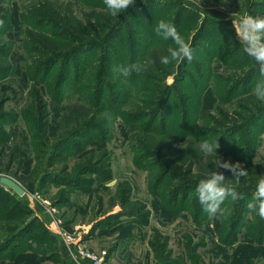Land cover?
Here are the masks:
<instances>
[{"label":"rangeland","instance_id":"1","mask_svg":"<svg viewBox=\"0 0 264 264\" xmlns=\"http://www.w3.org/2000/svg\"><path fill=\"white\" fill-rule=\"evenodd\" d=\"M42 1L0 0V177L14 179L25 191L18 194L0 183L10 194L11 206L19 211L14 219L7 213L11 206L1 210L0 242L27 224L31 227L28 235L17 240L22 244L26 240L30 249L16 260H10V247L1 250L0 264H67L60 257L45 258V248H38L35 240L45 237L48 243L49 236L40 235L44 229L60 242L47 211L52 207L64 230L75 236L82 231L85 246L96 253L104 251L108 264H162L163 260V264H264V219L247 208L255 192L242 193L237 185L256 187L264 178V112L246 123L252 110L264 104L254 95L256 83L264 78L259 65L244 52L237 31L242 17L264 16V0H135L130 11L118 16L110 15L104 0H52L68 5L84 24L104 17L110 26H121L108 52L93 48L73 55L71 72L61 86V64L49 74L40 72L34 63L40 54L26 38L42 18L37 11ZM176 7L185 10L178 25ZM161 20L175 25L194 49V58L176 62L165 78L172 90L162 111L169 115L163 120L162 112L154 121L134 119L142 109L136 106L139 75L133 72L125 77L119 69L141 64L149 46L172 43L155 33ZM106 27L100 30L105 32ZM132 41L137 43L134 61ZM237 79L243 82L231 95L229 87ZM98 90H103L102 96L95 94ZM89 123L96 127L70 137ZM227 126L240 130L221 143L219 133ZM204 140L217 141L216 153L200 151ZM165 160L180 173L191 170L193 163L184 176L196 186L212 171L226 174L217 168L219 160L240 163L248 173L240 177L245 182L225 177L241 198L226 199L222 205L226 214L221 218H210L204 208L197 213L202 205L193 198L196 191L186 201L182 195L171 209L162 208V197L148 183L156 182L158 163ZM87 165L91 169L82 174ZM165 177V188L171 192L172 174ZM61 178H77L79 183L68 185ZM183 205L192 206L196 214ZM120 212L125 214L116 216ZM90 236L94 248L86 244ZM33 248L37 252H31Z\"/></svg>","mask_w":264,"mask_h":264},{"label":"trees","instance_id":"2","mask_svg":"<svg viewBox=\"0 0 264 264\" xmlns=\"http://www.w3.org/2000/svg\"><path fill=\"white\" fill-rule=\"evenodd\" d=\"M38 9L37 11L40 13L42 16L40 21L35 22V26L37 29H32L28 30L26 32V38L28 40V44L31 47L36 48V50L40 54V58L37 60H34L35 65H37V69L40 72L46 71L48 74L51 72V69L57 65L58 63L61 64V71L62 73L59 76V82L60 86L63 84L68 79L69 73L71 72L70 64H71V57L73 55H78L81 53L83 50L86 49H93V48H102L104 52H108L109 49L114 45L115 40L117 39L119 28L121 27L120 24H117V26H110L109 21L104 18V17H98L96 18L95 23L88 21L87 23L84 24L83 21L75 17L71 11V9L68 7V5L62 6L56 1L52 0H44L37 5ZM175 8L174 6H172ZM177 8V7H176ZM176 18L175 22L177 25L179 24V21L181 20V15L185 13V10L183 9H176ZM127 11H130L129 9ZM171 11V10H170ZM180 15V16H179ZM206 19H204L205 23ZM211 21V20H210ZM216 22V21H214ZM203 23V24H204ZM106 30L104 32L103 30H100V28H105ZM51 27H55L52 29ZM201 31V30H200ZM132 34V32H131ZM120 37V36H119ZM170 41L165 42L166 44H161V45H152L149 46L148 48L145 49L144 55L141 61V64L146 65L145 69L141 72L138 73L139 75V83L140 85L138 86V92H139V97L137 99V109L142 108L139 111L137 110L136 115H134V119H139L142 117H149L151 121L157 120L158 115L162 112L163 118L161 117L160 120H163L165 117L169 115V113H164L162 110L164 109V105L169 102V98L171 96L170 92L172 90V87L170 85L165 84V78L173 72V68L175 66V61L168 64L164 65L160 63V57L167 55V49L169 48H174L175 44L168 43ZM137 43L132 41L131 46V55L130 58L132 61H134L135 54H136V47ZM44 58L43 63L41 62V59ZM104 58V64L108 65L109 57L107 53L103 55ZM85 61V60H84ZM80 63V62H79ZM79 63L75 64L77 66ZM85 63V62H83ZM82 65V62L81 64ZM83 74V71H82ZM81 74V75H82ZM88 76L86 75L84 77L85 80H88ZM106 76V75H102ZM184 75L183 77H185ZM245 77H243L244 79ZM183 79L182 77L179 78ZM243 79H237L236 81L233 82L232 85L229 87V94L232 95L233 91L236 90L239 85L243 82ZM76 80H79L76 78ZM95 94L98 96H102L103 90H98L95 92ZM139 105V106H138ZM42 107V104L39 105ZM163 108V109H162ZM185 108V107H184ZM181 111L183 114V117L188 115V111L184 109ZM264 112V104L255 110H252V112L249 114V116L246 118V123L250 125L253 120H256L257 117ZM233 115V113H231ZM229 117H232L230 114L227 113ZM181 114L179 119H181ZM218 117V116H217ZM222 118H227L226 116H222ZM91 122V121H89ZM214 122L216 124H219V121L214 119ZM96 125H92V123H89L87 127L85 126L83 128H80L78 130H75L74 132L70 133V137H78L82 136L83 132L86 130H90L95 128ZM203 128V127H202ZM228 128V126L226 127ZM240 128L237 127H229L226 131H220L219 135V141L221 143H225V137L228 136L229 134L233 132L239 131ZM216 131L213 129L212 132ZM210 132V133H212ZM219 132V131H218ZM158 132L154 131V135H157ZM218 135V133H217ZM68 139H65L64 141L66 142ZM17 147L11 152L12 155L16 152ZM158 165L160 166V171L157 176V180L149 181V187L150 190L157 192L160 197H162V201H160V206L162 208H166L167 210L171 209L170 206L176 203V200L179 199L182 195H184V201H186L189 198L190 192H195L196 191V183L191 184L189 183L188 180H186V177L184 175H188V173L192 170L193 163H190V168L185 170L183 173H180L177 171L175 168L176 165H173L172 162L169 160H165L164 162H159ZM91 169L90 165H87L83 168L82 174L85 172H88V170ZM225 176H232V174L225 170ZM167 174H172L173 178V183L174 186L171 188V192L168 191L167 188H165V182L166 181V175ZM47 176V175H45ZM178 177V183H176L175 178ZM46 178V177H45ZM165 179V180H164ZM232 180L236 181V183H243L245 181H237L233 177L231 178ZM61 181L67 183L68 185H75L78 184L79 181L77 178L73 179H63L61 178ZM238 188L241 189L243 192L242 193H249L250 192H255L256 187L248 184H237ZM234 187V186H233ZM126 188V187H125ZM124 188V189H125ZM252 188H255L254 191ZM124 191V190H123ZM170 192V194H169ZM163 194L166 197H170V200H166L163 196ZM169 194V195H168ZM193 198H197V195ZM11 200L10 194L2 185H0V212L1 210H5V206H11L9 201ZM126 203L129 202L127 196L125 198ZM183 201V202H184ZM173 203V204H171ZM191 203V202H190ZM171 204V205H170ZM186 204V203H184ZM175 206V205H174ZM198 207V206H197ZM183 208H188L193 214H196L193 211L192 206H186L183 205ZM181 208V209H183ZM204 207L200 206L197 209V213L201 214ZM232 209V208H231ZM200 211V212H199ZM234 211V210H233ZM10 212L13 215V218L16 219L17 217V212L18 209L16 207H10V209H7V213ZM136 210H133L132 214H136ZM120 214H125V213H118L116 216ZM139 214V211H138ZM147 214V213H146ZM113 216H110L107 218V221L112 218ZM29 224L24 226L21 229H18L16 231H13L10 235L9 239H4V241L0 242V251L5 250L8 247H10L11 252L10 253V260H16L22 256H24V251L28 250L30 248L27 247L28 243H26V240L22 242L17 241L20 240V238L28 235L29 230L31 227H28ZM97 226H101L100 222L97 224ZM96 226V227H97ZM223 226V225H222ZM220 230V227H218ZM92 230V229H91ZM43 234L42 236H49L48 243H46V238L45 240L40 241L37 237L35 238L36 242L38 243V248H45L46 250V255L45 258H49V256H54V257H59V247H58V242L56 239L48 232V230L41 229L40 235ZM39 235V236H40ZM220 236H221V230H220ZM19 238V239H18ZM165 249L162 246V249L166 250V243H164ZM45 246V247H44ZM164 250L161 252L163 257H164ZM31 251V250H30ZM31 252H37V249L33 248ZM40 252V251H38ZM168 252V251H165ZM44 254V253H43ZM42 254V255H43ZM165 261L161 262L162 264Z\"/></svg>","mask_w":264,"mask_h":264},{"label":"clouds","instance_id":"3","mask_svg":"<svg viewBox=\"0 0 264 264\" xmlns=\"http://www.w3.org/2000/svg\"><path fill=\"white\" fill-rule=\"evenodd\" d=\"M135 0H104V4L110 15L118 16L133 6ZM3 21H0V25ZM239 37L244 42V52L259 65V73L264 78V16L246 15L237 24ZM157 36L164 40H171L174 48L167 49L168 54L160 57V63L168 65L172 62H191L194 58V49L177 31L175 25L161 20L155 27ZM146 65L131 64L120 66V73L128 77L133 72L139 73L145 69ZM171 82V81H170ZM254 95L257 100L264 102V79L258 81L254 88ZM200 151L205 155H212L219 148L217 141L210 143L204 140L199 144ZM217 168L229 171L237 181L240 177L247 176V170L240 163H228L219 160ZM196 194L200 204L204 207L210 218H221L226 214V209L222 207L229 197L232 201L241 198L235 188L230 183H226V177L222 172L212 171L206 179L199 181L196 187ZM250 212H255L261 219H264V178L260 179L256 185L253 201L247 204Z\"/></svg>","mask_w":264,"mask_h":264},{"label":"built area","instance_id":"4","mask_svg":"<svg viewBox=\"0 0 264 264\" xmlns=\"http://www.w3.org/2000/svg\"><path fill=\"white\" fill-rule=\"evenodd\" d=\"M47 211L53 218L54 232L59 236L60 241L67 248L70 259L78 264H108L105 261V252L96 253L88 249L83 243L80 233L73 235L64 230L60 225V220L53 217L55 208H47Z\"/></svg>","mask_w":264,"mask_h":264},{"label":"crops","instance_id":"5","mask_svg":"<svg viewBox=\"0 0 264 264\" xmlns=\"http://www.w3.org/2000/svg\"><path fill=\"white\" fill-rule=\"evenodd\" d=\"M82 230H83V228H82ZM92 238L93 237L90 236V238H88V239L85 238V240H86V244H88L89 247L94 248L92 243H91ZM58 247H59V257H60L62 262H65L67 264H78L75 261H73L72 259H70L67 248L65 247V245L61 241L59 242Z\"/></svg>","mask_w":264,"mask_h":264},{"label":"water","instance_id":"6","mask_svg":"<svg viewBox=\"0 0 264 264\" xmlns=\"http://www.w3.org/2000/svg\"><path fill=\"white\" fill-rule=\"evenodd\" d=\"M0 183L2 185H5L7 187L12 188L14 191H16L18 194H24V189L12 178L7 176H1L0 177Z\"/></svg>","mask_w":264,"mask_h":264}]
</instances>
